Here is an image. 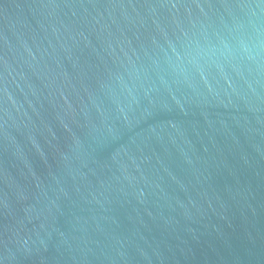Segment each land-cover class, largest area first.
<instances>
[{
    "label": "water",
    "instance_id": "1",
    "mask_svg": "<svg viewBox=\"0 0 264 264\" xmlns=\"http://www.w3.org/2000/svg\"><path fill=\"white\" fill-rule=\"evenodd\" d=\"M0 264H264V0H0Z\"/></svg>",
    "mask_w": 264,
    "mask_h": 264
}]
</instances>
